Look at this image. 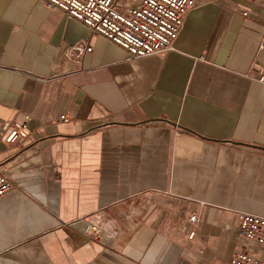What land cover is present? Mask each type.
Listing matches in <instances>:
<instances>
[{"label":"crops","instance_id":"1","mask_svg":"<svg viewBox=\"0 0 264 264\" xmlns=\"http://www.w3.org/2000/svg\"><path fill=\"white\" fill-rule=\"evenodd\" d=\"M174 46L131 58L43 0H0V264L264 259L238 221L264 216V0H197ZM15 121L29 136L6 143Z\"/></svg>","mask_w":264,"mask_h":264},{"label":"built area","instance_id":"2","mask_svg":"<svg viewBox=\"0 0 264 264\" xmlns=\"http://www.w3.org/2000/svg\"><path fill=\"white\" fill-rule=\"evenodd\" d=\"M49 8L63 10L68 18H76L90 28L92 36H104L127 51L129 57L164 54L174 43L183 26L185 15L197 0H43ZM93 50L87 40L70 48L77 57ZM264 81V77L262 78ZM68 120L66 115L61 117ZM29 131L25 122L5 123L6 143L24 141ZM15 183L0 174V197L12 191ZM191 221H196L193 214ZM239 237L264 247V216L238 213ZM87 226L86 231L90 230ZM194 236L191 233L190 238ZM228 264H264V259L248 251L236 250Z\"/></svg>","mask_w":264,"mask_h":264},{"label":"rangeland","instance_id":"3","mask_svg":"<svg viewBox=\"0 0 264 264\" xmlns=\"http://www.w3.org/2000/svg\"><path fill=\"white\" fill-rule=\"evenodd\" d=\"M122 2H124V1L122 0Z\"/></svg>","mask_w":264,"mask_h":264}]
</instances>
